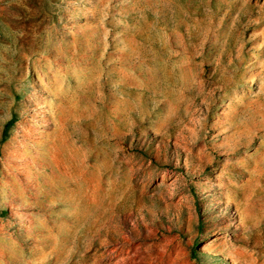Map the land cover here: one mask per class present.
Instances as JSON below:
<instances>
[{
  "label": "rangeland",
  "instance_id": "rangeland-1",
  "mask_svg": "<svg viewBox=\"0 0 264 264\" xmlns=\"http://www.w3.org/2000/svg\"><path fill=\"white\" fill-rule=\"evenodd\" d=\"M0 264H264V0H0Z\"/></svg>",
  "mask_w": 264,
  "mask_h": 264
},
{
  "label": "bare ground",
  "instance_id": "bare-ground-1",
  "mask_svg": "<svg viewBox=\"0 0 264 264\" xmlns=\"http://www.w3.org/2000/svg\"><path fill=\"white\" fill-rule=\"evenodd\" d=\"M205 248V247H204Z\"/></svg>",
  "mask_w": 264,
  "mask_h": 264
}]
</instances>
